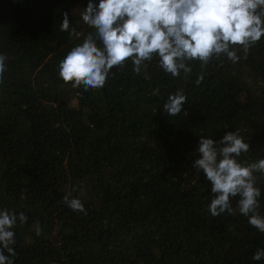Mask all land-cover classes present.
Listing matches in <instances>:
<instances>
[{
    "label": "trees",
    "instance_id": "16d2710c",
    "mask_svg": "<svg viewBox=\"0 0 264 264\" xmlns=\"http://www.w3.org/2000/svg\"><path fill=\"white\" fill-rule=\"evenodd\" d=\"M86 5L0 0V210L27 217L13 229L14 264H264L252 258L264 233L239 213V196L231 215L211 216V185L191 167L201 136L218 141L237 129L250 145L238 159H264V36L246 53L233 46L235 63L189 61L187 78L153 59L146 79L129 59L84 92L58 65L83 41L60 30L63 13L70 28L94 31L80 19ZM177 90L186 102L168 116L163 105ZM68 193L86 215L63 203Z\"/></svg>",
    "mask_w": 264,
    "mask_h": 264
},
{
    "label": "clouds",
    "instance_id": "9594fccd",
    "mask_svg": "<svg viewBox=\"0 0 264 264\" xmlns=\"http://www.w3.org/2000/svg\"><path fill=\"white\" fill-rule=\"evenodd\" d=\"M80 19L94 31L84 34L70 28L68 13L62 14L60 30L71 37L83 36V41L71 48L58 68L64 82L88 92L103 88L110 74L114 75L111 70L123 68L129 59L132 71L137 75L144 72L146 79H150L146 68L153 59L174 78L181 73L187 78L192 71L189 61L198 60L201 68L221 55L237 62L239 49L233 46H241L246 53L264 36V0H87ZM6 59L0 54V82L7 70ZM152 94L158 95L159 89ZM186 99L182 90L169 94L163 112L168 116L181 114ZM249 149L239 129L225 132L218 141L201 136L199 158L191 167L196 174L202 172L211 185V216L231 215V199L239 196V213L264 233V215L259 213L261 191L255 186L256 174L264 176V159L241 162L238 158ZM70 196L68 193L63 203L86 215L82 201ZM17 221L22 225L27 217L0 210V264H14L13 229ZM36 231L37 235L41 232L38 223ZM252 258H264V249H257Z\"/></svg>",
    "mask_w": 264,
    "mask_h": 264
}]
</instances>
